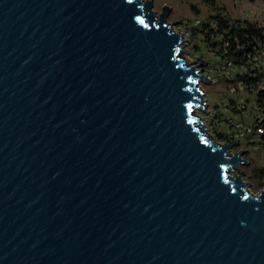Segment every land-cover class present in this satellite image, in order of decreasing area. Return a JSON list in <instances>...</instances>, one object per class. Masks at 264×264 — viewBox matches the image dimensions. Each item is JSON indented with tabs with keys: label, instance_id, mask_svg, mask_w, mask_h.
Wrapping results in <instances>:
<instances>
[{
	"label": "water",
	"instance_id": "water-1",
	"mask_svg": "<svg viewBox=\"0 0 264 264\" xmlns=\"http://www.w3.org/2000/svg\"><path fill=\"white\" fill-rule=\"evenodd\" d=\"M170 12L0 0V264H264V186Z\"/></svg>",
	"mask_w": 264,
	"mask_h": 264
},
{
	"label": "built area",
	"instance_id": "built-area-1",
	"mask_svg": "<svg viewBox=\"0 0 264 264\" xmlns=\"http://www.w3.org/2000/svg\"><path fill=\"white\" fill-rule=\"evenodd\" d=\"M196 25H200L202 33L207 32V26L217 28L213 20L197 21ZM239 25L241 29L245 28L244 24H236L237 27ZM183 39L187 47L189 39L184 36ZM221 41V36L211 37L209 43L214 48V58L206 60L207 65L201 68V74L210 79L207 80L209 84L222 85L224 89L217 103L208 107L207 113L202 111L206 119L204 121L201 117V120L220 144L238 143L237 147H233L232 154L246 151L244 157L248 160V150L251 149L264 156V44L254 45L237 63L231 52L244 49L241 41L237 37L232 42L224 40L222 49L218 43Z\"/></svg>",
	"mask_w": 264,
	"mask_h": 264
},
{
	"label": "rangeland",
	"instance_id": "rangeland-1",
	"mask_svg": "<svg viewBox=\"0 0 264 264\" xmlns=\"http://www.w3.org/2000/svg\"><path fill=\"white\" fill-rule=\"evenodd\" d=\"M152 1L153 9L160 14L163 7L169 6L171 9L168 22L174 23V30H178L186 39H189L188 46L184 54V58L190 61H196L202 57L204 60H212L215 51L211 44L201 31L200 25H196L197 21L208 22L212 15L220 12L225 14L232 20L249 21L257 26H264V0H143ZM176 22V23H175ZM202 91L207 94L205 98L208 100V107L214 106L220 93L224 87L222 85L201 84ZM200 117L206 119V115L202 111H198ZM214 137L213 135H211ZM248 150V149H247ZM250 165H242L245 173L242 174L243 180L250 183V192L259 193L263 188L264 182H258L251 177L250 169L263 167L264 156L251 149L247 155ZM236 174H240L235 170Z\"/></svg>",
	"mask_w": 264,
	"mask_h": 264
},
{
	"label": "trees",
	"instance_id": "trees-1",
	"mask_svg": "<svg viewBox=\"0 0 264 264\" xmlns=\"http://www.w3.org/2000/svg\"><path fill=\"white\" fill-rule=\"evenodd\" d=\"M210 19L217 24V28L211 29L207 26V32H203L208 42H211L212 36H221L223 37V41L225 40L230 42L237 37L241 41L240 43L244 46V49H240L239 51L234 50L231 52V56L234 57V60L237 63H240L243 60L244 53L251 51L254 45L259 46L264 44V26L259 27L246 20H232L222 12L212 15ZM236 24H244L245 28L241 29L240 25L237 27ZM223 41L218 42L221 44V49ZM250 173L251 177H253L256 181L261 182L264 180V167L250 169Z\"/></svg>",
	"mask_w": 264,
	"mask_h": 264
}]
</instances>
